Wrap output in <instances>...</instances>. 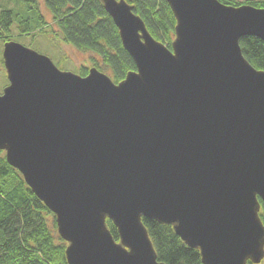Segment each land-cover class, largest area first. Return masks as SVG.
I'll use <instances>...</instances> for the list:
<instances>
[{"label":"water","instance_id":"water-1","mask_svg":"<svg viewBox=\"0 0 264 264\" xmlns=\"http://www.w3.org/2000/svg\"><path fill=\"white\" fill-rule=\"evenodd\" d=\"M136 70L115 83L4 44L0 151L56 217L68 264H165L143 219L172 226L202 264L264 260V9L166 0L171 47L125 0H101ZM116 227L113 237L107 221Z\"/></svg>","mask_w":264,"mask_h":264},{"label":"trees","instance_id":"trees-1","mask_svg":"<svg viewBox=\"0 0 264 264\" xmlns=\"http://www.w3.org/2000/svg\"><path fill=\"white\" fill-rule=\"evenodd\" d=\"M19 36L48 34L77 51L91 53L94 68L107 74L115 83L136 70L134 60L124 49L111 17L101 0H43L51 22L42 12L39 0H18ZM133 7L151 36L171 47L175 39L176 19L166 0H125ZM229 6L242 4L264 9V2L239 3L218 0ZM10 9H0V42L12 39L15 17ZM244 57L257 70L264 71V42L256 37L241 39ZM88 69H81L86 76ZM260 217L264 224V203L260 200ZM158 255L165 264H202L199 250L185 245L172 226L143 219ZM107 225L116 239L119 235L111 221ZM67 243L57 230L55 215L41 202L24 181L21 173L10 166L0 151V264H68Z\"/></svg>","mask_w":264,"mask_h":264},{"label":"rangeland","instance_id":"rangeland-1","mask_svg":"<svg viewBox=\"0 0 264 264\" xmlns=\"http://www.w3.org/2000/svg\"><path fill=\"white\" fill-rule=\"evenodd\" d=\"M42 8V12L48 22H51V16L49 10L46 7L43 0H39ZM239 3H245L249 1L253 2H264V0H237ZM24 7V5L18 0H0V9H10L17 13L19 16L15 17L14 26L12 28V39L29 47L43 55L48 56L53 63L63 71L73 72L79 74L82 68L89 69L94 68L91 61V53H83L75 50L71 46L65 44L64 42L50 37L48 34H34L32 36H19L18 24L22 17L19 12V8ZM3 49L4 44L0 42V94L3 92L4 88L8 85L7 74L3 64ZM252 264V263H250ZM264 264V260L262 263Z\"/></svg>","mask_w":264,"mask_h":264}]
</instances>
